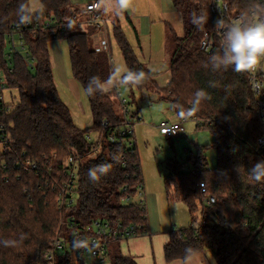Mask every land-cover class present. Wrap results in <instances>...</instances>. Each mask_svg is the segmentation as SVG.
Returning a JSON list of instances; mask_svg holds the SVG:
<instances>
[{
  "label": "trees",
  "instance_id": "16d2710c",
  "mask_svg": "<svg viewBox=\"0 0 264 264\" xmlns=\"http://www.w3.org/2000/svg\"><path fill=\"white\" fill-rule=\"evenodd\" d=\"M31 1L0 0V73H4L6 87L20 94L19 101L6 105L0 114V135L9 138L6 144L0 140V240L15 241L12 246L0 244V264H47L46 255L63 233L61 223L67 216L84 228L95 219H106L125 226L140 225L147 231L146 209L123 203L128 196H137L143 177L133 135H123L128 116L123 108L122 114L119 112L113 99L117 87L111 92L104 83L110 77L114 80L112 64L102 51L92 47L96 30L89 34L77 29L78 24H73L77 11L72 10L70 0H36L43 11L33 14V21L23 32L33 69L21 57L6 59V35L13 24H19L18 6L23 2L31 10ZM171 1L184 17L192 14L193 23L185 38L175 39L170 81L164 88L158 85L155 74L143 67L121 29L115 28L128 73H145L141 84L125 85L137 87L148 101L168 102L177 115L195 120L198 128H207L213 136L210 146L217 153L214 169L205 168L204 148L184 163H167V196L187 207L193 226L170 231L166 260L183 261L186 249H192L193 255L210 251L218 264H264V168L256 167L264 162V151L257 146L262 126L248 76L231 68L213 71L204 67L207 57L218 50L210 54L200 50L204 33L216 28L218 18L210 12L213 0ZM226 1L244 18L253 12L264 15L255 0ZM200 16L207 17L202 26L194 22ZM57 39L66 40L73 78L87 95L93 117L90 129L74 124L59 95L50 52V44ZM91 77H99L103 91L88 94ZM198 89L205 91L206 98L189 113ZM92 131L100 135L97 143L88 140ZM71 157L80 165L77 203L61 212L58 197ZM101 164H110L111 169L92 182L88 170ZM197 213L201 217L196 227ZM110 261L137 264L116 250ZM58 264H74L70 253L61 254Z\"/></svg>",
  "mask_w": 264,
  "mask_h": 264
},
{
  "label": "rangeland",
  "instance_id": "374dc122",
  "mask_svg": "<svg viewBox=\"0 0 264 264\" xmlns=\"http://www.w3.org/2000/svg\"><path fill=\"white\" fill-rule=\"evenodd\" d=\"M94 1L70 0V6L72 10L79 11L82 9V5ZM98 1L102 4L100 12L103 17L105 18L107 15L110 17L103 30L99 32L96 42V47L98 46L99 49L103 47L104 43L107 44L106 51L103 50L101 55L109 58L114 71V80L106 84V89L113 92L115 87L121 88L122 95L127 99L126 106L129 112L127 127L132 132V142L139 152L147 195L153 202H156L155 209L162 225V231L188 230L192 218L187 207L181 203L170 204L168 202L164 182V177L169 174L167 163L169 160L184 163L193 155L195 156L198 150L204 148L207 161L205 168H216L217 153L210 146L213 136L207 128H198L195 120L183 119L177 115L168 102L148 101V99L142 98L137 87L130 88L125 84L117 83L122 76L128 73V68L115 36V28L121 29L123 36L143 67L153 72L158 85L164 88L170 81L169 66L175 53V39L186 37L187 28L193 23L192 14H187L184 17L181 10L173 6L171 0H129L127 7L118 14L111 7L106 10V0ZM41 8L38 1H31L33 14L39 13ZM78 21V30L82 29L91 34V31L95 29L94 26H88V29L84 28L83 26H87L84 18L78 17ZM171 30H173V34ZM93 41L94 36L91 39L92 43ZM92 47L96 49L94 43ZM50 52L57 89L61 99L70 110L74 124L83 130L92 128L93 117L85 91L79 84L81 87L79 96L74 95L75 93L71 92L67 84V80L72 79L73 75L66 40L53 41L50 44ZM4 84L5 76L4 73H1L0 86ZM155 97L158 98L157 95ZM2 98L5 105H12L19 101L20 94L17 89L7 88L4 85ZM113 99L122 114V104L117 93ZM163 121L181 124L182 131L177 138H169L161 134L159 126ZM89 135L92 142H97L100 139V135L94 131ZM187 166L191 167L190 164ZM196 217L198 221L194 222V225L197 227L201 217L200 213H197ZM208 252L212 254L210 251Z\"/></svg>",
  "mask_w": 264,
  "mask_h": 264
},
{
  "label": "built area",
  "instance_id": "2783aa9c",
  "mask_svg": "<svg viewBox=\"0 0 264 264\" xmlns=\"http://www.w3.org/2000/svg\"><path fill=\"white\" fill-rule=\"evenodd\" d=\"M255 1L258 6L264 10V0ZM101 8V2L96 0L88 4L84 12L88 17V25L94 26L98 32H101L110 20L108 15L105 18L103 17V14L100 12ZM210 12L217 18H223L226 24L237 21L252 23L264 20V15H260L256 12H253L249 18H244L242 15L236 14L232 10L230 2L226 0H213L210 5ZM73 24H79L78 15L74 16ZM29 25L30 23L24 25L13 24L10 27L6 35L5 57L7 60H13L14 57H21L26 62L28 68L33 69L34 61L32 55L27 50L23 35L24 30L28 28ZM221 39L222 33L216 28L205 32L201 39L200 50L207 54L214 52L219 48ZM106 47L107 44L104 43L101 48L106 51ZM11 72H13V69ZM245 74L248 76L251 90L255 96V102L262 126V135L258 138L257 146L259 150L264 151V60L257 65L255 71ZM4 85L6 86V83ZM4 85L0 86V114L4 113L7 108L2 98V87H4ZM116 93L121 99L124 114L128 116L129 112L126 106L128 102L122 95L121 88H117ZM159 128L161 134L169 138H177L182 131V126L178 122L171 123L169 121H163ZM1 132L2 134L5 133L4 129H1ZM131 133V130L126 126L123 135ZM0 140L4 141L5 144L9 143V138L5 137V135H0ZM88 140L91 141L90 136H88ZM110 140L114 141V138L112 137ZM52 158L56 159V154H53ZM79 166V161L74 157L68 159L67 169L64 172L66 182L62 189L63 191L60 192L58 197V206L61 212H66L69 207L77 203ZM3 167L5 168V165H3ZM33 167L35 170L38 169L37 165ZM51 171L52 169H50V172ZM200 187L205 191L204 184H201ZM123 203L126 205L135 204L139 208L145 209L143 186L139 185L138 194L135 198L128 196L123 199ZM77 223L75 218L69 216L62 220L61 224L64 231L54 240L52 248L48 251L46 255L47 264H58V257L66 252L70 253L74 264H84L86 258H90L93 262L101 264L106 260V256L112 244L130 240L147 233L140 225L125 226L122 223H112L106 219H95L91 221L87 228L81 227L80 224Z\"/></svg>",
  "mask_w": 264,
  "mask_h": 264
},
{
  "label": "clouds",
  "instance_id": "9594fccd",
  "mask_svg": "<svg viewBox=\"0 0 264 264\" xmlns=\"http://www.w3.org/2000/svg\"><path fill=\"white\" fill-rule=\"evenodd\" d=\"M129 0H106V10L111 7L113 11H123ZM43 11V8L39 10ZM18 23L20 25L31 23L34 19L31 10L26 8L25 3L21 2L17 9ZM195 23L203 25L207 23V17L200 16L195 18ZM71 27V25H69ZM217 30L221 31L222 39L217 51L207 57L204 67H211L213 71H227L231 68L236 73H251L262 60H264V20L259 22H241L237 21L226 24L223 18H218L215 22ZM145 78L143 71H130L122 76L118 84H141ZM111 77L104 83H111ZM88 94H94L97 91H103L99 77H91L86 87ZM206 98L203 89H198L194 94L193 105L188 109L189 113L197 110L201 99ZM183 115V113H181ZM114 160L117 158L114 156ZM117 162H119L117 160ZM257 168H264V162L256 165ZM111 169L110 164H101L93 166L88 170V178L92 182H97L103 175H107ZM257 180L261 179L256 175ZM23 239V235L21 236ZM3 246H12L15 241L0 240ZM193 250L186 249V256L179 264H192Z\"/></svg>",
  "mask_w": 264,
  "mask_h": 264
},
{
  "label": "crops",
  "instance_id": "0c3cea01",
  "mask_svg": "<svg viewBox=\"0 0 264 264\" xmlns=\"http://www.w3.org/2000/svg\"><path fill=\"white\" fill-rule=\"evenodd\" d=\"M96 1V0H95ZM86 3L82 5V9L77 11L76 15L80 18L85 19L87 26H83L88 29V17L85 15V7L90 4ZM96 30V29H94ZM99 32L96 30L94 36V47L96 50L103 51L96 47L97 36ZM69 89L74 95L79 96L81 87L79 83L72 77V79L67 80ZM177 123V122H175ZM168 197V196H167ZM147 188L143 181V201L145 204V209L147 213V233L145 235H140L138 237L126 240L123 242H117L110 246L106 260L101 264H112L110 257L112 256L114 250H116L120 255L135 260L137 264H179L182 260H177L173 262H167L165 257V247L170 242V231H162V225L157 217V210L155 209L156 202H153L152 199H148ZM170 204L181 203L179 201H170ZM193 226V223H190V227ZM216 259L208 251L193 255L192 264H217ZM84 264H98L93 262L90 258H86Z\"/></svg>",
  "mask_w": 264,
  "mask_h": 264
}]
</instances>
